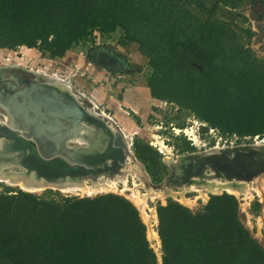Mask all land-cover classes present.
<instances>
[{
    "label": "trees",
    "instance_id": "obj_1",
    "mask_svg": "<svg viewBox=\"0 0 264 264\" xmlns=\"http://www.w3.org/2000/svg\"><path fill=\"white\" fill-rule=\"evenodd\" d=\"M255 1L0 0V49L38 47L55 58L94 31L121 29L120 44L137 43L148 57L154 98L223 135L264 137V59L243 39L254 31L220 14ZM177 139L180 153L195 149ZM134 152L152 176L167 173L155 146L136 138ZM239 205L227 192L211 194L197 211L174 199L158 202L162 264H264V246ZM261 205L255 201V214ZM0 264H158V257L124 195L56 199L7 190L0 193Z\"/></svg>",
    "mask_w": 264,
    "mask_h": 264
},
{
    "label": "rangeland",
    "instance_id": "obj_2",
    "mask_svg": "<svg viewBox=\"0 0 264 264\" xmlns=\"http://www.w3.org/2000/svg\"><path fill=\"white\" fill-rule=\"evenodd\" d=\"M262 1L263 2L259 0L256 1V3H258L257 8H250V4H246L243 5L241 8L234 9L233 11H231L230 9H223L221 10L220 14L222 16L224 15L226 18H235V21L239 25L243 26L244 28H250L254 25V22H252L250 19L257 20L258 13L264 10V0ZM122 36L123 31L121 29H117L116 31L108 34H102L99 31H94L91 34L90 39H88L87 41H82L78 44H74L70 49L66 51L63 56H57L55 58L49 57L47 52L42 51L38 47L29 48L27 46H20L14 49L2 48V52L0 54V66H4L7 62H17L18 57L21 58L24 55V60L21 63L24 64V68H27L29 70H26V72L25 70L21 69L20 71L26 72V76L28 75L30 78L35 79L41 77L39 80L44 81L45 79L46 83L54 84L59 88L60 92L62 89H64V87H66L64 85L65 83L63 82L58 84V80H56L55 82L51 81L50 73H56L57 75H61L62 78H67L66 81H69L71 84L70 91L73 95L77 97V99L82 103V105L86 109L92 110L97 114L99 113L102 119H104V121L108 125H110L113 131L118 130V124H121L125 131L124 135L121 133L124 139V141L121 139L122 142L125 143L127 140L132 141V139L134 141L136 138H141L147 141L151 145L155 146L159 152H161V161L163 162V164L166 165L167 163L165 159L167 155L165 153L163 154V152L159 149L157 141L152 138L153 134L156 139L165 142L166 145L171 147L172 154L169 155V157H171L170 161L172 159H174L175 161L176 156H180V154L183 153L209 150L210 148H215L217 146L223 148L231 145L230 143L232 141L236 144H242L243 142L255 143L257 138H262L260 136H246L239 138L235 135H223L214 128H212L211 130L209 129V127L202 125L203 123L197 120L189 112L178 109L175 105H173L172 103H167L165 100H159L154 98L151 95L150 89L147 84V77L152 71V68L148 63V57L140 52L139 45L137 43L121 45L120 40ZM243 39L246 43V46L248 45L249 47H251L258 57L264 59V33L261 29H259V32L254 31L251 37L248 38L245 36ZM105 48H110L118 56L124 58L125 64L122 63L118 66L119 68L113 69L105 67L100 62L93 59L92 54L95 55L98 50ZM91 49L93 50V52L90 55ZM8 53H10L11 56L8 57ZM7 58H10L11 61H8ZM37 71L46 72L49 73V75H37L36 73H33ZM16 77L20 79V83H28L29 81L28 77L17 75ZM2 106H0V120H2L8 125V123L5 121L4 116L5 107L3 106L2 108ZM103 111L106 113V116H113L115 118V122L117 123H115L111 119H108L106 116H102L104 114ZM181 122H185L184 127H180L181 125L179 124ZM86 124H89L91 127H94V125H91L89 122H86ZM199 124L201 125L199 126ZM81 127V133L85 134L87 136V139L90 138L91 135L94 133L91 131L89 126ZM84 128H86V131L88 130V132H86ZM67 129L69 130V128ZM187 130H191L192 132H187ZM192 133L197 137V141L192 140V138L194 139ZM181 136H185L187 139H189L191 141V144H193L194 142L195 144L193 145L195 146V149L180 153L176 149V143H180V140H178L177 138ZM263 141L264 140L261 141L260 139H258L256 143H261ZM67 142L69 146L73 147L76 146V144H80L81 146H85L87 144L84 140L80 142L76 138L68 140ZM131 149L134 152V144ZM166 160L169 161L168 159ZM139 161L142 162L141 160ZM143 165L146 174L149 178V181L152 185L153 183L159 184L163 181L165 176L169 174V167L167 165V173L163 174L161 172L162 170L159 169L160 174L164 176L162 177V179H158L156 178V176H152L148 172L144 163ZM128 180L129 181L127 182L129 184V187L131 188L135 187V182H139V180L133 181L134 178L132 176ZM122 185L123 184H119V191L109 192L124 195L131 200L132 198H130L129 195H131L132 192L123 193L122 191H120V189L123 188ZM173 189L175 191L181 192L184 190L181 187H174ZM7 190H11L13 193H15L18 190L23 189L16 185H11L6 182H0V193H3ZM59 190L60 189L49 188L36 194L42 197L56 199H61L62 197L67 196L85 197L88 195L87 193H85L83 194V196L72 191L68 193V191ZM138 192L140 196L146 195L145 209L147 213H151V208L156 209L158 202L166 203L168 199L177 200L178 202L191 208L193 211L201 209L207 202L199 193V189L195 187L190 188L189 190L187 188L184 192L185 197L193 198L195 200L192 203L182 202L181 197L178 195L167 196L164 194L163 196H152L150 193L147 192V190H145V187L142 186L138 187ZM103 193L107 192H102L99 194ZM95 195L98 194H91L90 196ZM210 195L211 194L207 196V199L210 198ZM235 196L238 198L240 204V219L242 220L240 215V212L242 211L243 215H245V218L243 220L247 225L243 222V220L242 222L251 231L252 235L256 239H258V241L264 246V225L262 223L264 219V197H260L254 192L253 196L246 204V200H243L242 198L243 196L237 194ZM257 200H259L262 205L259 210V213L255 214L252 210V207L255 201ZM131 201L133 202V200ZM157 222L154 224L153 227L155 230ZM150 243L152 245L151 240ZM156 253L158 257V264H162V261L159 262V252ZM160 253V259H162L161 248Z\"/></svg>",
    "mask_w": 264,
    "mask_h": 264
},
{
    "label": "water",
    "instance_id": "obj_3",
    "mask_svg": "<svg viewBox=\"0 0 264 264\" xmlns=\"http://www.w3.org/2000/svg\"><path fill=\"white\" fill-rule=\"evenodd\" d=\"M40 78H30L26 86L14 92H6L4 89L0 91V99L6 100L18 109L16 111L13 108L16 117H19L28 129L26 133L15 131L0 120V137L4 136L8 139L5 144L6 150L22 151L27 165L55 179L64 174L89 172L85 166L87 162L99 163L107 158H113L114 163L119 165L118 161L125 160L124 148L116 143V138L123 134L119 129L113 131L105 126L104 119L100 115L89 112L71 91L60 92L57 86L46 83L45 79L41 81ZM26 91L30 93L27 103L26 100L19 101L18 95H24ZM67 122L75 130L67 131ZM86 122L94 127L104 126V130L102 129L95 136L96 143L69 146L67 139L74 137L76 131L81 133V124ZM41 126L42 129H40ZM30 132L36 134L41 144H37L31 138L28 134ZM100 135L101 138H99ZM55 145L66 148L67 152L56 153ZM165 161L169 167V174L163 181L167 180L168 184L172 185L187 184L196 181V177L213 173L227 178L250 179L264 173V146L237 144L223 148L215 147L204 151L183 153L180 156L177 155L175 161L174 159L171 161L165 159ZM162 182L156 185L159 186Z\"/></svg>",
    "mask_w": 264,
    "mask_h": 264
},
{
    "label": "bare ground",
    "instance_id": "obj_4",
    "mask_svg": "<svg viewBox=\"0 0 264 264\" xmlns=\"http://www.w3.org/2000/svg\"><path fill=\"white\" fill-rule=\"evenodd\" d=\"M37 75H49V73L46 72H33ZM6 75V74H5ZM4 76V74H3ZM61 75H57L56 73H50V80L55 82L58 80L59 83H65L64 89L61 90V92L70 91L71 84L69 81H66L65 78L59 77ZM13 79L20 81V79L16 76H12ZM3 78V77H2ZM7 80V79H6ZM50 81V82H51ZM62 81V82H60ZM29 83V81H28ZM30 95L28 91L24 95H18L19 101H25L27 103V97ZM31 100V99H30ZM5 107V121L8 123H4L3 121L1 123L5 124L9 128L20 131L21 132H28V129H26V125L19 120V117H16V111H18L17 108L13 107L11 103H7L6 100L0 99V106ZM97 105V104H96ZM15 110H14V109ZM96 108V107H95ZM89 112L94 113L95 115H98L92 110H89ZM51 112V111H50ZM102 116H106V113L103 111ZM53 115V113L51 112ZM100 115V114H99ZM107 117V116H106ZM109 118V117H107ZM105 123V122H104ZM67 128H69L68 131L74 129V127H71V124L69 122L66 123ZM81 126H89L91 131L94 132L90 138L87 139V136L82 133H74V137H70L67 139L72 140L73 138L78 139V141L82 142L83 140L87 144H95L96 138L95 136L100 133L104 126H97V127H91L89 124H81ZM105 126L110 127V125ZM71 127V128H70ZM43 127L41 126L40 129ZM79 129V128H78ZM88 129V128H87ZM112 129V128H111ZM75 130V129H74ZM73 130V131H74ZM82 130V127H81ZM86 131V128H84ZM104 130V129H103ZM113 130V129H112ZM65 131V130H64ZM185 131V130H184ZM191 130H187V132H190ZM88 132V130L86 131ZM192 132V131H191ZM30 134L31 138L37 142V144H41L39 139H37L36 134L34 135L32 132L28 133ZM102 134V133H101ZM193 134V133H192ZM58 136V135H57ZM194 139L192 140L197 141V137L193 134ZM102 136L100 135L99 138ZM119 136L116 138V143L124 148L125 151V160L118 161L119 165H116L113 161V158H107L105 161L97 162H87L86 168H88L89 172L87 173H76V174H64L62 176H59L58 178H53L50 176H47L37 168L27 165L24 161V156L22 151H9L5 149V144L8 139L4 136L0 137V182H6L11 185H16L21 187L24 191L32 192V193H40L46 189L49 188H56L60 189L62 191H70L75 192L77 194H85L87 193L88 196L91 194H99L102 192H109V191H119V184L122 185V191L123 193L126 192H132L131 195H129L131 200L137 205V208L140 210L141 215L148 227L147 236L149 241H152L153 248L156 252H159V262H161L160 259V248H161V240L159 238L158 232L153 228L154 224L158 221V217L156 214V209L151 208L150 212L147 213L146 211V195H139L138 187L142 186L145 187V190H147L148 193H150L152 196H163L164 194L167 196H175L178 195L181 197L182 202L184 203H192L195 200L193 198H187L184 195V192L188 188H197L199 189V193L201 196H203L204 200L208 201L207 196L209 194H221L224 191H227L234 195H241L243 196V200H246V204L253 196L254 192L258 194L260 197H264V173H260L258 175L253 176L250 179H236V178H227L223 175H217L215 173L206 175L204 177H196V181H192L187 184H168L167 180L163 181L162 184L159 186L150 183L149 178L146 174V171L144 169V165L142 162H140L134 152L131 149L129 141H126L125 143L123 137ZM122 140H121V139ZM154 138L159 146V149L165 153L166 159L170 161L171 157H169L171 153V147L166 145L165 142L159 141L154 137V134L152 136ZM260 139L261 141L264 140V138H257V140ZM256 140V142H257ZM242 143L240 146H264L263 142L258 143ZM106 144V143H105ZM235 146L237 144H234ZM56 146V145H55ZM227 147V146H226ZM60 148V149H59ZM217 148H221L220 146H217ZM42 149V148H41ZM54 149H56V153H62L63 151H66V148L59 147L57 145ZM71 160H73L71 157H69ZM133 160L134 163L127 164V159ZM114 163V168H113ZM133 177L134 180H139V182H135V187L131 188L129 187V184L127 181L130 179V177ZM173 187H181L183 188L181 191H175L171 188ZM159 188V189H156ZM59 190V191H60ZM61 191V192H62ZM146 192V193H147ZM67 193V192H66ZM161 193V194H160ZM86 194V195H87ZM142 194V193H141ZM84 196V195H83ZM200 196V195H199ZM242 220L245 218V215H243V212H240ZM263 219V218H261ZM245 223V221L243 220ZM261 223V222H260ZM264 225V219L262 221ZM246 224V223H245ZM259 224V223H258ZM247 225V224H246Z\"/></svg>",
    "mask_w": 264,
    "mask_h": 264
},
{
    "label": "flooded vegetation",
    "instance_id": "obj_5",
    "mask_svg": "<svg viewBox=\"0 0 264 264\" xmlns=\"http://www.w3.org/2000/svg\"><path fill=\"white\" fill-rule=\"evenodd\" d=\"M259 1L263 2L262 0H259ZM257 4L258 3H256V1H255V3L250 5V8L251 7L257 8L258 7ZM257 17H258L257 20L250 19L252 22H254V25L250 28L256 32L257 31L259 32V29H261L262 32L264 33V18H263L264 17V10L260 11L258 13ZM92 52H93V50L91 49L90 55L92 54ZM92 56H93V59L97 60L102 65H104L105 67H108V68H113V69L119 68L118 67L119 65H121L122 63L125 64L124 58H122L121 56H118L110 48L98 50L96 52V54L95 55L92 54ZM23 66H24L23 63H18V62H14V63L13 62L12 63L7 62L4 66H2V67L0 66V91L4 89L6 92H14L17 89L22 88L24 85L25 86L27 85L26 82L20 83L19 81L13 79V77H12V75H15V76L17 75V76H24V77L29 78V76L28 75L26 76V74H25L29 69L24 68ZM21 69L25 70V71L27 70V71L26 72L20 71ZM3 74H4V76H3ZM130 163H134V162H133V160H131L129 158V159H127V164H130Z\"/></svg>",
    "mask_w": 264,
    "mask_h": 264
},
{
    "label": "built area",
    "instance_id": "obj_6",
    "mask_svg": "<svg viewBox=\"0 0 264 264\" xmlns=\"http://www.w3.org/2000/svg\"><path fill=\"white\" fill-rule=\"evenodd\" d=\"M20 47V46H19ZM21 47H23V46H21ZM1 52H2V49H0V54H1ZM9 56H11V54L10 53H8V57ZM7 60L8 61H11V59L10 58H7ZM24 60V55L21 57V58H19L18 57V63H21L22 61ZM107 117H109L108 119H111L112 121H114L115 122V118L113 117V116H110V115H107ZM115 123H117V122H115ZM201 123H203V122H201ZM201 124H199V126H200ZM202 125H205V123H203ZM118 129L123 133V134H125V131H124V128L121 126V124H118ZM211 130H212V128H210ZM236 137H237V135H235ZM126 137V136H125ZM239 137V136H238ZM257 137H259V136H257ZM240 138V137H239ZM264 138V137H263ZM127 141H129V140H127ZM129 143H130V146H131V148L133 147V144H134V141H133V139H132V141H129ZM244 143V142H243ZM193 144H195L194 142H193ZM231 145H234V144H236L235 142H231L230 143ZM239 144V143H238ZM230 146V145H229Z\"/></svg>",
    "mask_w": 264,
    "mask_h": 264
}]
</instances>
